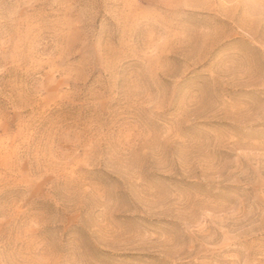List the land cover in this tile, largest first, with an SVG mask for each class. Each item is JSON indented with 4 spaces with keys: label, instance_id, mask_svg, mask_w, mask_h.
Masks as SVG:
<instances>
[{
    "label": "rangeland",
    "instance_id": "rangeland-1",
    "mask_svg": "<svg viewBox=\"0 0 264 264\" xmlns=\"http://www.w3.org/2000/svg\"><path fill=\"white\" fill-rule=\"evenodd\" d=\"M0 264H264V0H0Z\"/></svg>",
    "mask_w": 264,
    "mask_h": 264
}]
</instances>
